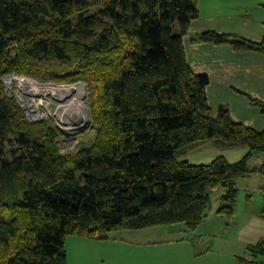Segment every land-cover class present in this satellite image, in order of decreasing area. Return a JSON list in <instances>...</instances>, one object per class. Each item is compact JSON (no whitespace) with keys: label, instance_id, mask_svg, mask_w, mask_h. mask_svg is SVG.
Returning <instances> with one entry per match:
<instances>
[{"label":"trees","instance_id":"1","mask_svg":"<svg viewBox=\"0 0 264 264\" xmlns=\"http://www.w3.org/2000/svg\"><path fill=\"white\" fill-rule=\"evenodd\" d=\"M199 0H0V264H67L68 237L183 224L194 233L220 186L219 215L237 210V182L264 177V130L207 101L209 77L190 68L184 37ZM195 42L264 54L213 31ZM15 74L39 83H85L93 142L61 153L51 121L30 122L5 92ZM264 115V102L250 98ZM210 140L248 153L194 165L179 158ZM264 196V194H263ZM264 216V207L262 211ZM264 264V241L248 247Z\"/></svg>","mask_w":264,"mask_h":264},{"label":"crops","instance_id":"2","mask_svg":"<svg viewBox=\"0 0 264 264\" xmlns=\"http://www.w3.org/2000/svg\"><path fill=\"white\" fill-rule=\"evenodd\" d=\"M198 11L183 40L190 68L209 77L208 104L212 109L226 106L235 122L264 130V115L250 102V98L264 102V54L238 51L229 44L195 42L209 31L263 41L264 0H199ZM242 150L244 157L249 149ZM255 184L263 206L253 208ZM237 189L239 197L243 194L245 211L238 204L229 217L217 213L220 205L211 208L194 233L184 226H158L135 240L110 234L104 241L72 237L87 246L70 251L66 247L68 264H237L239 258L249 259L248 247L264 241V177L241 179ZM194 238L199 243L206 240L201 249Z\"/></svg>","mask_w":264,"mask_h":264},{"label":"rangeland","instance_id":"3","mask_svg":"<svg viewBox=\"0 0 264 264\" xmlns=\"http://www.w3.org/2000/svg\"><path fill=\"white\" fill-rule=\"evenodd\" d=\"M78 84L79 83L73 84V85H78ZM46 85L71 86V85H58L55 83H46ZM47 101L49 102L48 105L40 106L41 112L43 114L42 118L43 120L51 121L54 126L60 129L62 134L57 139L56 143H57V146L60 148L61 153L74 152L79 149H82L83 147H86V146L88 147L95 138V133L92 131V115H91V109H90L89 88L87 90V94L85 95L84 100H82V103L79 100L82 106L85 107V113L89 118L88 121L84 123V126L81 125V126H77L76 128L75 125L72 124V121L70 122L68 121L67 119V117H69L68 114L65 113L62 115V112L64 110H62L61 108L65 106L66 104L71 105L69 101L68 102L67 100L61 101L51 96L47 97ZM218 109H213V112H212L213 116L217 115ZM61 116H62V119L60 118ZM63 121H65L66 123ZM242 149H245V148L244 147L227 148L225 146L219 145L216 142V140H210V141L201 143L198 146L194 147L192 150L188 152V154H186L183 157H180L179 160L187 161L190 164H194V165H200V164H210L211 162H213L219 157H225L229 162L234 163V162H238L242 160L243 155L245 154V152L244 153L242 152L243 151ZM263 163H264V152H258L254 156L253 160H251L249 166L250 168L251 167L253 168L255 166H261ZM254 188L255 189L252 193L253 208L260 206V204H262L263 206V203L260 201V199L262 198H260V194L257 189V184L254 185ZM224 193H225V188L223 186H220L217 190L212 192L210 209L217 208L220 205L221 194H224ZM242 199H243V194L240 197L238 195L237 205L239 204L240 211H245L246 207H245V204L242 203ZM172 226L183 227L184 225L179 224V225H172ZM146 231H152V230H148V229L147 230L146 229L133 230L131 232L130 231H115V232H111L110 235L118 239L127 238V240H135L140 235H148L147 234L148 232ZM72 237L67 238L65 249L67 247L70 251V249L75 248V247L87 246V244L84 242L80 243V241L77 239L79 237L77 238H72ZM205 241L206 240L203 239L199 243L198 238L193 239L194 244L196 245L198 244L199 249L203 247L202 243H204ZM260 261L264 262V256L261 257ZM67 264H68V254H67Z\"/></svg>","mask_w":264,"mask_h":264},{"label":"built area","instance_id":"4","mask_svg":"<svg viewBox=\"0 0 264 264\" xmlns=\"http://www.w3.org/2000/svg\"><path fill=\"white\" fill-rule=\"evenodd\" d=\"M17 78H22V80L29 82V87L21 88L19 86ZM4 83H5L6 94L10 98H14L17 101H19L18 103L24 110L30 122H38V121L43 120L42 118L43 114L41 112L40 106L46 105V104L42 103L43 98L40 95L39 89H41L43 86H47L46 83L45 84L39 83L30 78H27L24 76H17L15 74L6 75L4 77ZM63 87H66V88L73 87L72 89H76V91L73 92L69 96L70 103L80 100L81 94L77 90V88H80V87L84 88V94H83L84 98L88 90V86H86L83 83H79L78 85L72 84L71 86H63ZM45 100H47V98H45ZM72 124H74L75 127L77 128L78 125L77 123H75L74 119L72 120Z\"/></svg>","mask_w":264,"mask_h":264},{"label":"bare ground","instance_id":"5","mask_svg":"<svg viewBox=\"0 0 264 264\" xmlns=\"http://www.w3.org/2000/svg\"><path fill=\"white\" fill-rule=\"evenodd\" d=\"M17 81L19 83V86L21 88L24 87H29V82H26L24 80H22V78H17ZM71 88H66L63 86H54V85H47V86H43L41 89H39L40 95L42 96V103L48 105L49 102L47 100H45V98H47L48 96L54 97L56 99H59L61 101L67 100V102L70 100L69 96L76 91V89H72ZM77 90L80 92L81 97H80V102L82 103V100L84 99V88L80 87L77 88ZM66 102V103H67ZM78 101L73 102L70 104H66L65 106H63L61 109L64 110L62 112L63 114H68L69 117H67L68 121H72L74 119L75 123H77L78 126L83 125L85 122L88 121V116L85 113V107L82 106V104ZM76 104V105H74ZM62 119V116L60 117ZM81 121H83V123H81ZM65 122V121H63ZM66 123V122H65Z\"/></svg>","mask_w":264,"mask_h":264},{"label":"water","instance_id":"6","mask_svg":"<svg viewBox=\"0 0 264 264\" xmlns=\"http://www.w3.org/2000/svg\"><path fill=\"white\" fill-rule=\"evenodd\" d=\"M87 86V85H86ZM19 102V101H18ZM81 123H83V121H81ZM86 123V122H85ZM83 126H84V124H83Z\"/></svg>","mask_w":264,"mask_h":264}]
</instances>
